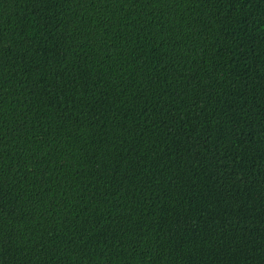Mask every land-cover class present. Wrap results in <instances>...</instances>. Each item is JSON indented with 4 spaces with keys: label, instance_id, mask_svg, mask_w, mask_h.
Returning a JSON list of instances; mask_svg holds the SVG:
<instances>
[{
    "label": "trees",
    "instance_id": "16d2710c",
    "mask_svg": "<svg viewBox=\"0 0 264 264\" xmlns=\"http://www.w3.org/2000/svg\"><path fill=\"white\" fill-rule=\"evenodd\" d=\"M0 264H264V0H0Z\"/></svg>",
    "mask_w": 264,
    "mask_h": 264
}]
</instances>
